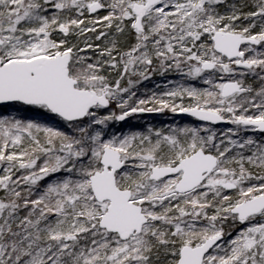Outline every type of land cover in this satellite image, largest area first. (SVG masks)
<instances>
[{
  "label": "snow or ice",
  "instance_id": "snow-or-ice-1",
  "mask_svg": "<svg viewBox=\"0 0 264 264\" xmlns=\"http://www.w3.org/2000/svg\"><path fill=\"white\" fill-rule=\"evenodd\" d=\"M0 264H264V0H0Z\"/></svg>",
  "mask_w": 264,
  "mask_h": 264
},
{
  "label": "trees",
  "instance_id": "trees-1",
  "mask_svg": "<svg viewBox=\"0 0 264 264\" xmlns=\"http://www.w3.org/2000/svg\"><path fill=\"white\" fill-rule=\"evenodd\" d=\"M132 41L131 39H126L124 41H122V43L127 46L128 44H130ZM180 77H173L172 74L166 76V77H162L159 75L153 76L151 80L148 81H144L139 87H140V92L138 93V95L147 93V94H151L152 91H162V88L157 87L158 84H163L166 80H179ZM171 113H163V114H145L142 115L138 118H130V122H126L128 125V129L131 128H140L142 129L144 126L146 125H152V126H156V127H161L163 125H165L166 127L169 125L175 126V125H179V124H190L192 123V121L189 120H176L174 123H169V119L171 118ZM175 117V116H174ZM227 127V125H224L223 127H216L218 130L220 129H225ZM127 130V129H126Z\"/></svg>",
  "mask_w": 264,
  "mask_h": 264
},
{
  "label": "water",
  "instance_id": "water-1",
  "mask_svg": "<svg viewBox=\"0 0 264 264\" xmlns=\"http://www.w3.org/2000/svg\"><path fill=\"white\" fill-rule=\"evenodd\" d=\"M177 119H187V120H193V118L188 117L186 115H176ZM224 125H216L215 127H223Z\"/></svg>",
  "mask_w": 264,
  "mask_h": 264
},
{
  "label": "rangeland",
  "instance_id": "rangeland-1",
  "mask_svg": "<svg viewBox=\"0 0 264 264\" xmlns=\"http://www.w3.org/2000/svg\"><path fill=\"white\" fill-rule=\"evenodd\" d=\"M173 75V77H177V75H175V74H172ZM179 77V76H178ZM171 118L169 119V123H174L175 122V117H173L174 116V114H171ZM163 127H166L165 125H163Z\"/></svg>",
  "mask_w": 264,
  "mask_h": 264
},
{
  "label": "flooded vegetation",
  "instance_id": "flooded-vegetation-1",
  "mask_svg": "<svg viewBox=\"0 0 264 264\" xmlns=\"http://www.w3.org/2000/svg\"><path fill=\"white\" fill-rule=\"evenodd\" d=\"M174 116H175V119H176V120H181V119H177V118H176V115H174ZM174 116H173V117H174ZM182 120H187V119H182ZM189 121H192V122H193V120H189Z\"/></svg>",
  "mask_w": 264,
  "mask_h": 264
}]
</instances>
